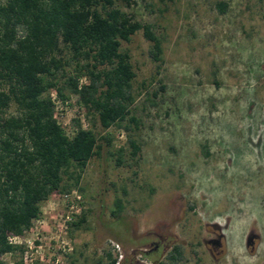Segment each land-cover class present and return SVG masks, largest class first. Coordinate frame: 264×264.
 <instances>
[{"label": "rangeland", "instance_id": "rangeland-1", "mask_svg": "<svg viewBox=\"0 0 264 264\" xmlns=\"http://www.w3.org/2000/svg\"><path fill=\"white\" fill-rule=\"evenodd\" d=\"M135 2L123 11L154 26L163 64L142 33L122 42L137 75L139 126L96 131L115 149L131 138L141 152L132 159L128 148L119 163L105 146L85 169L83 193H69L81 195L72 222L84 213L82 229L65 228L68 203L58 193L21 246L35 263L63 255L59 264H109L111 255L117 264H264V0ZM71 100L56 108L70 135L82 116L91 127ZM215 226L226 234L218 259L206 243L221 233Z\"/></svg>", "mask_w": 264, "mask_h": 264}, {"label": "trees", "instance_id": "trees-1", "mask_svg": "<svg viewBox=\"0 0 264 264\" xmlns=\"http://www.w3.org/2000/svg\"><path fill=\"white\" fill-rule=\"evenodd\" d=\"M133 4L135 0H0V264L5 255H19L14 264H24L23 246L8 238L24 237L53 195L75 188L83 193L85 169L105 146L119 163L128 148L132 159L140 154L137 141L129 138L126 147L115 149L113 137L96 131L129 133L132 125L139 126L134 115L137 75L122 42L142 33L151 43L153 61L163 64L162 40L154 26L123 11ZM217 9L223 14L226 4ZM53 93L65 105L76 97L91 127L76 119L68 134L57 119ZM85 220L82 213L69 226L79 231Z\"/></svg>", "mask_w": 264, "mask_h": 264}, {"label": "built area", "instance_id": "built-area-1", "mask_svg": "<svg viewBox=\"0 0 264 264\" xmlns=\"http://www.w3.org/2000/svg\"><path fill=\"white\" fill-rule=\"evenodd\" d=\"M52 98H53V100L56 104V108H57V105L61 102L57 99L56 94H52ZM81 123H83L84 128H86L84 125L85 124L84 116H82V118H81ZM63 199H64V201H66L68 203L67 207L69 209V212L65 217V223H64L65 228H67V224L72 222L74 214H76L78 212V204H76V202L81 200V195H79L77 192H73L72 194L68 193V194L63 195ZM8 239H9V242L11 244H14V245H21V243L23 241V237L20 238V237L10 236ZM29 249L32 250L33 247H31ZM60 256L62 257L63 255H60ZM60 256H58V257L49 256L48 260H45L44 257H41L40 261H41V264H59L61 261ZM35 260L36 259H34L33 254L30 253V251L25 252L24 264H36Z\"/></svg>", "mask_w": 264, "mask_h": 264}, {"label": "flooded vegetation", "instance_id": "flooded-vegetation-1", "mask_svg": "<svg viewBox=\"0 0 264 264\" xmlns=\"http://www.w3.org/2000/svg\"><path fill=\"white\" fill-rule=\"evenodd\" d=\"M215 228H220L221 233H219V235L215 239H210V240L206 241V243H207L208 249L212 253V256L215 259H218V256H220L225 251L226 234H225V230L222 227L215 226ZM250 238H251V240L249 241ZM257 241H258V237L250 236L248 238L247 247L249 249L255 250ZM138 264H143V263H138ZM160 264H166V263H160Z\"/></svg>", "mask_w": 264, "mask_h": 264}, {"label": "water", "instance_id": "water-1", "mask_svg": "<svg viewBox=\"0 0 264 264\" xmlns=\"http://www.w3.org/2000/svg\"><path fill=\"white\" fill-rule=\"evenodd\" d=\"M251 240V238L249 239V241Z\"/></svg>", "mask_w": 264, "mask_h": 264}]
</instances>
